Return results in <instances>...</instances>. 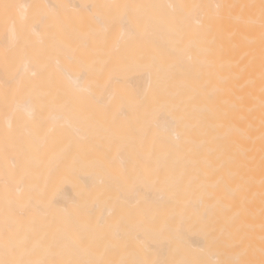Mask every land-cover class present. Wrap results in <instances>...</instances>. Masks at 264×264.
Segmentation results:
<instances>
[{"label": "bare ground", "instance_id": "obj_1", "mask_svg": "<svg viewBox=\"0 0 264 264\" xmlns=\"http://www.w3.org/2000/svg\"><path fill=\"white\" fill-rule=\"evenodd\" d=\"M0 264H264V0H0Z\"/></svg>", "mask_w": 264, "mask_h": 264}]
</instances>
